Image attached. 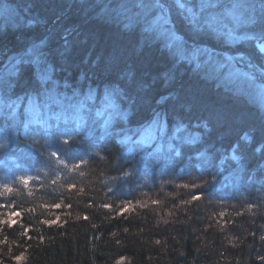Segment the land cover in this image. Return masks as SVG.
Returning a JSON list of instances; mask_svg holds the SVG:
<instances>
[{"label":"trees","instance_id":"obj_1","mask_svg":"<svg viewBox=\"0 0 264 264\" xmlns=\"http://www.w3.org/2000/svg\"><path fill=\"white\" fill-rule=\"evenodd\" d=\"M239 1L257 38L196 43L264 70V0ZM125 2L0 0V264H264V114Z\"/></svg>","mask_w":264,"mask_h":264},{"label":"rangeland","instance_id":"obj_2","mask_svg":"<svg viewBox=\"0 0 264 264\" xmlns=\"http://www.w3.org/2000/svg\"><path fill=\"white\" fill-rule=\"evenodd\" d=\"M129 1L130 0H127L128 3ZM224 1L225 0H209L210 6L201 12L199 9L200 0H185V2L189 6H192L198 13V19L201 25H204L205 21H213L215 30L202 31L200 36L212 34L211 36H215L218 39H222L223 37L229 43L246 41L248 37L257 38L256 35L251 34L248 27H246L250 22L246 23L242 20L240 23H237L233 17L228 14V10L232 9L234 4H240L242 7L236 9L235 14L246 19L243 13H246L247 8L244 4L239 0H230V5L224 7ZM228 2L229 0H227L226 3ZM140 3L141 0H131V5H136L135 7L132 6V8L136 9L135 11L137 14L139 13L140 16L142 15L141 20L148 27L156 17L160 15V9L142 8L139 6ZM144 3L150 4L152 0H144ZM165 15L171 20L169 10ZM213 18L215 19L213 20ZM230 32L233 33V35H229ZM236 37H240V39H236ZM161 39L164 41L163 38ZM249 40L252 41V39ZM255 42V45L259 43L258 41ZM200 47L208 50L207 53L199 57L200 65L208 68L214 75L219 76L222 83H226V85L237 92V94L247 97L248 100L256 105L264 114V70L252 66L240 56L231 55L229 53H215L205 46ZM219 64H223V68H219ZM193 65L196 67L195 63H193Z\"/></svg>","mask_w":264,"mask_h":264},{"label":"snow or ice","instance_id":"obj_3","mask_svg":"<svg viewBox=\"0 0 264 264\" xmlns=\"http://www.w3.org/2000/svg\"><path fill=\"white\" fill-rule=\"evenodd\" d=\"M172 4L180 10V14L184 15V19L187 22V31L184 35L180 34L181 29L178 25H175L166 15L165 13L169 10L165 8L164 4L161 3V0H152V3L147 4L144 3V0H141V3L139 4L140 7L144 8H151V9H160V15L156 17V19L145 28V32L149 33H156L157 38H163L165 47L168 48L172 54L181 61H188L189 63H195L196 67L199 68L200 62L199 57L207 53L208 50L201 48L197 43L196 40L199 38L202 31H214V24L213 21H205L204 25H201L198 19V13L196 10L189 6L185 0H172ZM210 6L209 0H200L199 9L201 12H203L206 8ZM242 7L240 4H234L232 9L228 10V14L233 17V19L240 23L242 20L244 22H250L255 23L254 17H249L247 19H244L240 15L235 14V10ZM215 18H213L214 20ZM262 32H264V28H262ZM229 35H233V33H229ZM187 37V38H186ZM254 37H248V39H253ZM236 39H240V37H236ZM189 40L193 41V43L189 44ZM44 42L42 41L39 45H33L31 49H29V54L34 57L33 60L29 61L30 63H33L37 66L38 69H40L41 64H47V67H44L43 69H40L38 71V79L41 83V85L46 84L48 81L51 80V73H52V66L47 61V55L42 51V46ZM258 49V54L264 58V43H258L255 46ZM231 59V58H229ZM22 61H18L17 63H21ZM223 64H219V68H223ZM16 68L14 66V70L10 73V75L16 74ZM3 81H0V84H2ZM2 91V90H0ZM112 93H106L105 99L108 101L109 106H113V102L111 100ZM89 98H91V94H89ZM35 104V98L30 97L29 98V105L30 108ZM8 107L11 109L12 113H15V102H10L7 105H4L2 101H0V107ZM126 115V114H125ZM124 118V116H122ZM80 125L78 124L77 127ZM163 131L164 125L161 122L159 115L152 120L150 125L144 130V132L141 135V139L137 141V143H148L152 139L155 138V132ZM179 131V129H177ZM130 138H125V140H122L121 143L127 142V140ZM189 143L194 142V140L188 141ZM65 144L68 143V140L64 141ZM0 147H3V144H0ZM235 153V150H233ZM53 156H55V153H52ZM233 160L238 161L239 157L235 154L232 156ZM67 167V165H64ZM81 175L83 173L81 172ZM28 180L25 179L23 181L24 184H28ZM55 182V181H54ZM182 187H187V185H183ZM6 191H11V189H5ZM200 197L194 196L193 199H199ZM87 219V217H85Z\"/></svg>","mask_w":264,"mask_h":264}]
</instances>
